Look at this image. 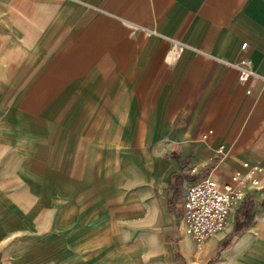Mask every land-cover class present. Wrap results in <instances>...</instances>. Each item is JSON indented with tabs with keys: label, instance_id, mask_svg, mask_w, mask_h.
I'll return each mask as SVG.
<instances>
[{
	"label": "crops",
	"instance_id": "1",
	"mask_svg": "<svg viewBox=\"0 0 264 264\" xmlns=\"http://www.w3.org/2000/svg\"><path fill=\"white\" fill-rule=\"evenodd\" d=\"M234 170L198 247L184 187ZM213 257L264 264V0H0V264Z\"/></svg>",
	"mask_w": 264,
	"mask_h": 264
},
{
	"label": "built area",
	"instance_id": "2",
	"mask_svg": "<svg viewBox=\"0 0 264 264\" xmlns=\"http://www.w3.org/2000/svg\"><path fill=\"white\" fill-rule=\"evenodd\" d=\"M153 30H148L151 32ZM244 43L243 45H245ZM175 53H177L175 51ZM238 69V78L244 81L248 76H259L248 60L231 62ZM252 93L251 89H248ZM233 182H221L218 175L209 174L184 187V220L198 247L219 230L226 227L229 215L236 204L245 196L248 184H258L252 172L234 170Z\"/></svg>",
	"mask_w": 264,
	"mask_h": 264
},
{
	"label": "trees",
	"instance_id": "3",
	"mask_svg": "<svg viewBox=\"0 0 264 264\" xmlns=\"http://www.w3.org/2000/svg\"><path fill=\"white\" fill-rule=\"evenodd\" d=\"M248 205L250 206L249 210L247 209L243 213L236 216L233 234L241 233L245 229V227L252 221L256 205L253 204V202H249ZM242 216L244 217L243 219H241ZM214 259V257L211 258L207 264H212Z\"/></svg>",
	"mask_w": 264,
	"mask_h": 264
},
{
	"label": "rangeland",
	"instance_id": "4",
	"mask_svg": "<svg viewBox=\"0 0 264 264\" xmlns=\"http://www.w3.org/2000/svg\"><path fill=\"white\" fill-rule=\"evenodd\" d=\"M11 79H15V78H9V80H11Z\"/></svg>",
	"mask_w": 264,
	"mask_h": 264
}]
</instances>
